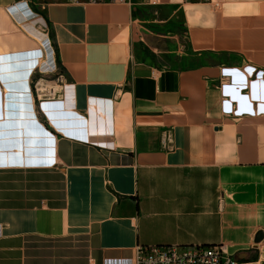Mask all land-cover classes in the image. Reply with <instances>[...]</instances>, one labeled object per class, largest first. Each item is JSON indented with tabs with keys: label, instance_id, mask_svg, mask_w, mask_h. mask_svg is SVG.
<instances>
[{
	"label": "crops",
	"instance_id": "crops-1",
	"mask_svg": "<svg viewBox=\"0 0 264 264\" xmlns=\"http://www.w3.org/2000/svg\"><path fill=\"white\" fill-rule=\"evenodd\" d=\"M147 6L201 62L137 48ZM47 36L51 97L33 88ZM149 244L264 264V0H0V264H126Z\"/></svg>",
	"mask_w": 264,
	"mask_h": 264
},
{
	"label": "rangeland",
	"instance_id": "rangeland-1",
	"mask_svg": "<svg viewBox=\"0 0 264 264\" xmlns=\"http://www.w3.org/2000/svg\"><path fill=\"white\" fill-rule=\"evenodd\" d=\"M139 20L136 27V46L142 49L145 41L151 39V45L162 52L154 59V63L160 66L188 67L201 62L198 58L190 55H180L177 50L182 45L187 44L186 34L182 32L181 24L178 20L170 18L167 22L164 19L170 17V10L156 6H147L137 11ZM156 31V32H154ZM174 33L176 36L174 39ZM144 37V40L141 38ZM152 37V38H151ZM44 45V41L42 42ZM147 45V44H146ZM165 51V52H163ZM48 55V54H47ZM44 68L38 72L33 80V88L38 89L43 96H53V89H59V80L62 78L61 68L59 65L50 66L48 58L42 62ZM56 69V70H54Z\"/></svg>",
	"mask_w": 264,
	"mask_h": 264
},
{
	"label": "built area",
	"instance_id": "built-area-1",
	"mask_svg": "<svg viewBox=\"0 0 264 264\" xmlns=\"http://www.w3.org/2000/svg\"><path fill=\"white\" fill-rule=\"evenodd\" d=\"M106 1V0H91ZM37 15L36 12H33ZM44 53L53 54V65L57 67L55 51L49 36L44 40ZM169 136V135H168ZM126 264H240V261L228 255L221 244L138 245L135 255Z\"/></svg>",
	"mask_w": 264,
	"mask_h": 264
},
{
	"label": "trees",
	"instance_id": "trees-1",
	"mask_svg": "<svg viewBox=\"0 0 264 264\" xmlns=\"http://www.w3.org/2000/svg\"><path fill=\"white\" fill-rule=\"evenodd\" d=\"M144 52L146 55H150V50L147 47H144ZM238 259L240 262H246V261H251L255 260L258 258V249L257 247H253L250 250H245L241 253L238 254Z\"/></svg>",
	"mask_w": 264,
	"mask_h": 264
},
{
	"label": "bare ground",
	"instance_id": "bare-ground-1",
	"mask_svg": "<svg viewBox=\"0 0 264 264\" xmlns=\"http://www.w3.org/2000/svg\"><path fill=\"white\" fill-rule=\"evenodd\" d=\"M43 38H44V37H43ZM43 38H42V39H43ZM42 39H38V40H41V41H42Z\"/></svg>",
	"mask_w": 264,
	"mask_h": 264
},
{
	"label": "snow or ice",
	"instance_id": "snow-or-ice-1",
	"mask_svg": "<svg viewBox=\"0 0 264 264\" xmlns=\"http://www.w3.org/2000/svg\"><path fill=\"white\" fill-rule=\"evenodd\" d=\"M243 78L241 77V80H242Z\"/></svg>",
	"mask_w": 264,
	"mask_h": 264
}]
</instances>
